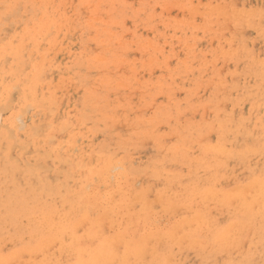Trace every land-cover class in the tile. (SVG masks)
Instances as JSON below:
<instances>
[{
	"label": "rangeland",
	"instance_id": "obj_1",
	"mask_svg": "<svg viewBox=\"0 0 264 264\" xmlns=\"http://www.w3.org/2000/svg\"><path fill=\"white\" fill-rule=\"evenodd\" d=\"M0 108V264H264V0H0Z\"/></svg>",
	"mask_w": 264,
	"mask_h": 264
},
{
	"label": "bare ground",
	"instance_id": "obj_2",
	"mask_svg": "<svg viewBox=\"0 0 264 264\" xmlns=\"http://www.w3.org/2000/svg\"><path fill=\"white\" fill-rule=\"evenodd\" d=\"M9 16V15H8ZM11 97V96H10ZM10 99V98H9ZM11 100V99H10ZM10 107V106H9ZM0 109H2V108H0ZM22 112V111H21ZM23 112L25 113V110L23 109ZM21 114H23V113H21ZM6 129H8V128H6ZM8 133V132H7ZM9 133H10V131H9ZM13 135V134H12ZM34 135V134H33ZM10 136H11V133H10ZM14 136V135H13ZM9 138H11V137H9ZM52 138H54V137H52ZM14 139V138H13ZM68 162V161H67ZM50 169V168H49ZM33 171V170H32ZM181 177V176H180ZM79 261H81V260H79ZM81 264V263H80Z\"/></svg>",
	"mask_w": 264,
	"mask_h": 264
},
{
	"label": "snow or ice",
	"instance_id": "obj_3",
	"mask_svg": "<svg viewBox=\"0 0 264 264\" xmlns=\"http://www.w3.org/2000/svg\"><path fill=\"white\" fill-rule=\"evenodd\" d=\"M262 177H264V173H262Z\"/></svg>",
	"mask_w": 264,
	"mask_h": 264
}]
</instances>
